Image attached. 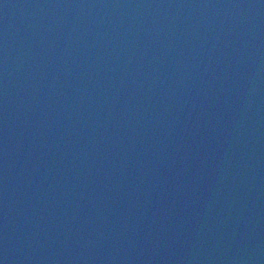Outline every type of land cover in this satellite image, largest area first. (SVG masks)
Listing matches in <instances>:
<instances>
[{"label":"water","instance_id":"water-1","mask_svg":"<svg viewBox=\"0 0 264 264\" xmlns=\"http://www.w3.org/2000/svg\"><path fill=\"white\" fill-rule=\"evenodd\" d=\"M0 264H264V0H0Z\"/></svg>","mask_w":264,"mask_h":264}]
</instances>
